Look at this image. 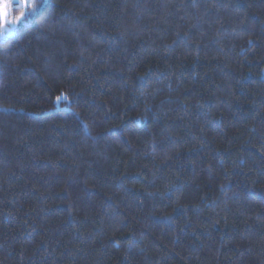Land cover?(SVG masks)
<instances>
[{"label":"trees","instance_id":"1","mask_svg":"<svg viewBox=\"0 0 264 264\" xmlns=\"http://www.w3.org/2000/svg\"><path fill=\"white\" fill-rule=\"evenodd\" d=\"M35 3L0 39V264H264V0Z\"/></svg>","mask_w":264,"mask_h":264},{"label":"snow or ice","instance_id":"2","mask_svg":"<svg viewBox=\"0 0 264 264\" xmlns=\"http://www.w3.org/2000/svg\"><path fill=\"white\" fill-rule=\"evenodd\" d=\"M13 7L21 10L20 15L12 17ZM38 7L35 0H0V39H3L6 34H11L15 25L26 19L28 9L32 10V14H35ZM60 99L61 97H57L58 101Z\"/></svg>","mask_w":264,"mask_h":264},{"label":"rangeland","instance_id":"3","mask_svg":"<svg viewBox=\"0 0 264 264\" xmlns=\"http://www.w3.org/2000/svg\"><path fill=\"white\" fill-rule=\"evenodd\" d=\"M20 11H21V10H19V9H17V8H15V7H13V9H12V17H15V16L20 15ZM27 11H28V15H27V17H28V16H29V13H30V10L28 9ZM27 17H26V19H25L24 21L20 22L19 24H16L15 27H14V30H15V28H16L17 26H19L20 24H26V23H27ZM12 33H13V32H12ZM12 33H11V34H12ZM7 35H10V34H6V36H7Z\"/></svg>","mask_w":264,"mask_h":264}]
</instances>
